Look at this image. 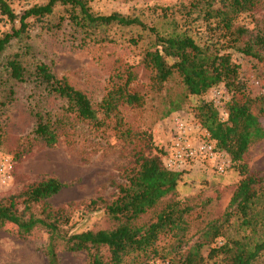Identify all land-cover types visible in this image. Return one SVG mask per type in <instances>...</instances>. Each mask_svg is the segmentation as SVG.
I'll return each instance as SVG.
<instances>
[{"label":"trees","instance_id":"obj_1","mask_svg":"<svg viewBox=\"0 0 264 264\" xmlns=\"http://www.w3.org/2000/svg\"><path fill=\"white\" fill-rule=\"evenodd\" d=\"M263 0H191L185 9L189 16L194 9L203 11V20L215 19L218 36L215 40L198 42L186 31L177 29L174 18L173 30L160 31L138 17L113 12L108 15L95 14L88 0H47L33 4L17 13L7 0H0V14L10 23L9 31L0 35V60L5 50L14 42L29 38L31 19L44 22L53 15L57 7L64 14L55 21H46V29L60 28L67 21L82 38L95 40L96 31L116 25L139 29L140 34L131 36L129 42L137 45L148 38L143 48L142 63L149 72L151 87L155 91L168 81L177 78L182 87L179 97L167 100L162 116L181 109L189 96H200L220 83L229 93L226 101V118L223 120L211 102L196 105L197 117L218 149L230 156L241 178L224 211L198 229L190 239L186 238L189 224L186 217L191 207L181 200H166L165 196L176 192L181 180V171L172 170L163 164L160 154H152L150 138L146 132L134 133L125 127L119 106L127 104L140 107L145 97L131 88L138 80L133 64L117 60L109 76L104 95L94 107L88 95L72 85L64 76H57L49 64L36 61L28 70L22 57L29 54V46L13 52L4 61L8 81H31L46 96L64 101L62 111L77 119L90 121L96 127L113 119V129L119 137L132 140L137 134L148 138L143 149L134 153V165L126 169L123 181L114 182L115 196L110 199H91L89 206H101L114 224L110 228L70 231L65 228L68 217L61 207H53L47 200L60 192L64 184L53 176L44 177L29 184L20 194L0 200V228L9 226L20 237H26L35 229L47 233L43 248L48 264H60L58 248L68 252H86L87 264H150L155 257H163L157 245L160 236L171 235L176 243L172 246L170 264H264V176L249 171L242 161L249 147L264 139V90L254 91L241 78L240 65L232 61L230 53L222 51L226 46L236 47L244 28L232 29L233 20L240 13L254 9ZM166 17L172 9L159 6ZM221 38L224 42H221ZM82 40V41H83ZM98 40H101L98 39ZM219 45V47H218ZM245 57L264 61V30L236 48ZM3 86L0 107L4 108L13 99V88L6 81ZM35 124L29 136L46 146L58 141V129L65 125V118L51 110H34ZM98 111L103 118H98ZM1 144V139H0ZM23 205L19 209L18 204ZM41 206L38 213L33 207ZM150 213V217L143 219ZM178 248V249H177ZM179 250V249H181ZM206 250V254L203 250Z\"/></svg>","mask_w":264,"mask_h":264},{"label":"rangeland","instance_id":"obj_2","mask_svg":"<svg viewBox=\"0 0 264 264\" xmlns=\"http://www.w3.org/2000/svg\"><path fill=\"white\" fill-rule=\"evenodd\" d=\"M7 1L15 12L21 13L33 4H42L47 0ZM190 2L191 0H88V5L95 14L108 15L116 12L138 17L164 32L173 30L170 21L174 18L177 29L186 31L198 42L215 40L218 36L215 19L204 21L201 9H194L187 16L183 7H188ZM159 6H169L172 9L165 17ZM63 14V8L57 7L54 14L45 18L44 22L55 21L58 15ZM44 22L31 19L29 38L22 43L19 40L12 42L0 60V84L6 81L14 91L12 101L4 108L0 107V160L9 162V178L6 183L0 184V200L18 195L29 184L53 176L64 187L47 201L53 207L63 208L68 217L65 228L75 232L110 228L114 223L109 220L104 209L88 204L97 197L110 200L115 196L113 183L123 181L126 169L135 163V151L143 149L148 138L143 139L138 134L132 140L119 137L112 128L113 119H106L103 126L96 127L92 122L79 120L72 114L64 115L63 100L46 96L31 81H8L4 66L6 58L19 50L23 43L28 44L29 54L22 57L28 70L32 69L36 61L49 64L57 76L66 77L72 85L84 91L96 109L117 60L133 64L139 78L131 88L144 95L145 103L140 107L120 105V116L125 127H129L135 134L140 131L148 134L152 154H160L164 165L166 158H169L165 147L170 143L174 132L172 118L182 116L192 125L200 127L196 105L207 101L213 104L218 116L224 120L229 93L220 83L200 96L187 97L181 109L162 116L167 100L179 97L182 87L175 78L164 84L159 91L153 90L149 72L140 62L143 48L149 39L145 38L137 45L129 42L131 36L138 34L144 38L146 34L143 35L141 30L113 25L97 30L95 40H83L82 34L67 21L60 28L52 30L46 29ZM10 27L11 23L0 14V35L9 31ZM237 27L244 28L245 33L239 37L240 41L235 48L224 43L222 51L230 53L232 61L240 65L241 78L254 91L264 90V61L258 62L255 58L245 57L236 49L264 30V0L254 9L237 15L232 29ZM221 40L224 42L223 38ZM261 55L264 56V49ZM2 88L1 85L0 101ZM32 109L51 110L58 117L64 116L65 125L58 129V141L55 145L46 146L33 141L29 136L35 124ZM98 118H103L101 111H98ZM220 156L191 161L187 166L179 167L177 171H181L182 175L176 192L164 198V202L170 199L181 200L191 207L190 214L186 217L189 227L185 237L188 239L205 222L224 211L241 178L230 156L226 153ZM222 161L224 172L218 173L215 166ZM242 161L249 171L264 176V139L253 143ZM18 207L22 209L23 205L19 203ZM40 208L37 204L33 211L38 213ZM149 217L150 213L144 215L143 219L147 220ZM46 242L47 233L39 228L26 237H20L9 226L0 228V264H48L43 252ZM175 243L176 239L171 235L160 236L157 245L163 257H155L150 264H170L169 260L173 256L171 248ZM206 252L204 249L203 253ZM58 257L60 264H87L86 252H68L59 247ZM205 264L216 263L208 261Z\"/></svg>","mask_w":264,"mask_h":264},{"label":"built area","instance_id":"obj_3","mask_svg":"<svg viewBox=\"0 0 264 264\" xmlns=\"http://www.w3.org/2000/svg\"><path fill=\"white\" fill-rule=\"evenodd\" d=\"M174 130L170 143L165 147L169 158H166V167L177 170L185 167L191 161L209 160L225 155L219 151L216 141L210 138L209 133L202 126L196 127L185 120L182 116L172 118ZM9 162L0 160V184L6 183L9 178ZM218 173L224 172V162L216 166Z\"/></svg>","mask_w":264,"mask_h":264}]
</instances>
